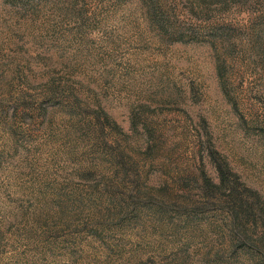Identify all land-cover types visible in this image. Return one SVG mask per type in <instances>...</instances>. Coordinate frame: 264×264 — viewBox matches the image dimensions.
Wrapping results in <instances>:
<instances>
[{
    "label": "rangeland",
    "instance_id": "374dc122",
    "mask_svg": "<svg viewBox=\"0 0 264 264\" xmlns=\"http://www.w3.org/2000/svg\"><path fill=\"white\" fill-rule=\"evenodd\" d=\"M0 264H264V0H0Z\"/></svg>",
    "mask_w": 264,
    "mask_h": 264
},
{
    "label": "trees",
    "instance_id": "16d2710c",
    "mask_svg": "<svg viewBox=\"0 0 264 264\" xmlns=\"http://www.w3.org/2000/svg\"><path fill=\"white\" fill-rule=\"evenodd\" d=\"M220 172H221V176H222V183L223 185L225 184V181H226V173L225 171L222 170V168H220Z\"/></svg>",
    "mask_w": 264,
    "mask_h": 264
}]
</instances>
